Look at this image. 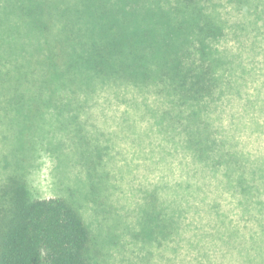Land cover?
Segmentation results:
<instances>
[{
	"label": "rangeland",
	"instance_id": "1",
	"mask_svg": "<svg viewBox=\"0 0 264 264\" xmlns=\"http://www.w3.org/2000/svg\"><path fill=\"white\" fill-rule=\"evenodd\" d=\"M215 2L227 30L218 48L233 67L226 69L223 94L207 105V113L213 134L228 139L233 150L242 152L247 176H256L251 181L257 187L255 201L246 205L243 219L237 197L223 192V210L229 213L226 221L245 226L247 232L245 245L240 241L232 259L240 264L243 260L264 264V20L244 9L236 10L228 0ZM76 3L0 0L2 205L8 207L10 201L4 192L18 184L35 198L67 199L92 233L94 264H170L164 256L175 259L171 264L216 262L221 254L207 245L195 250L181 243L179 255L164 253L163 190L188 179L185 166L191 170L199 163L183 152L188 150L180 143L170 141V132H164V118L170 122L169 115L162 116L168 108L164 97L153 90L141 93L113 84L97 92L92 103V96L82 95L85 86L62 84L48 65L38 62L48 50L23 9L34 11L29 7L43 4L55 15V9ZM17 92L24 94L23 111L39 107L38 115L29 121L37 125L32 129L23 125L20 116L24 113L19 116L11 111L13 101L9 100ZM164 149L172 155L164 156ZM207 176L213 184V176ZM214 189L210 185L207 196L212 197ZM208 222L212 229L209 217L197 221L206 230Z\"/></svg>",
	"mask_w": 264,
	"mask_h": 264
},
{
	"label": "trees",
	"instance_id": "2",
	"mask_svg": "<svg viewBox=\"0 0 264 264\" xmlns=\"http://www.w3.org/2000/svg\"><path fill=\"white\" fill-rule=\"evenodd\" d=\"M77 2L55 9V15L43 4L29 7L34 11L23 9L48 50L38 62L48 65L62 84L85 86L82 95L92 96V103L97 92L113 84L141 93L153 90L164 97L168 108L162 116H170V122L164 118V132H170V141L180 143L188 150L183 152L199 162L191 170L185 166L188 179L175 187L168 184L166 191L158 188L164 193V253L179 255L181 243L195 250L207 245L221 254L209 264H240L232 257L241 242L245 245L247 232L245 226L226 221L229 213L223 210V192L237 197L243 219L246 205L255 201L257 187L251 180L256 176H247L242 152L233 150L228 139L213 134L207 113V105L223 94L226 69L233 67L218 48L227 30L215 0ZM228 2L264 20V0ZM24 99L23 93L13 95L11 111L19 116L24 113L20 119L32 129L37 125L29 121L38 115L39 107L23 111ZM167 155L172 153L164 149ZM207 175L213 176V184ZM210 185L215 187L212 197L207 196ZM3 195L10 201L4 207L0 198V264H94L92 233L71 202L59 197L35 198L21 184ZM205 217L210 218L212 229L209 222L208 230L198 225ZM174 260L164 256L167 263Z\"/></svg>",
	"mask_w": 264,
	"mask_h": 264
}]
</instances>
